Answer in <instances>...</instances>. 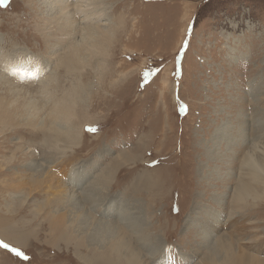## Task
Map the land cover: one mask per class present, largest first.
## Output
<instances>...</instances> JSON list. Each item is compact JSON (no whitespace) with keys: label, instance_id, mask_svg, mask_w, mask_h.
<instances>
[{"label":"rangeland","instance_id":"obj_1","mask_svg":"<svg viewBox=\"0 0 264 264\" xmlns=\"http://www.w3.org/2000/svg\"><path fill=\"white\" fill-rule=\"evenodd\" d=\"M96 2L107 16L82 23L52 0H0V110L17 119L0 117V264H84L76 243L101 252L116 229L143 264H202L228 238L253 239L264 258V170L249 161H264V0ZM106 26L110 47L85 44L76 62L90 76L78 84L69 49L83 35L101 41L92 34ZM8 57L31 61L22 77L4 69ZM71 128L76 141H57L56 157L24 136ZM71 168L86 184L79 206L62 190ZM64 212L70 241L50 226Z\"/></svg>","mask_w":264,"mask_h":264},{"label":"bare ground","instance_id":"obj_2","mask_svg":"<svg viewBox=\"0 0 264 264\" xmlns=\"http://www.w3.org/2000/svg\"><path fill=\"white\" fill-rule=\"evenodd\" d=\"M52 1L60 3L63 8L66 5V7L68 8L67 10H69L70 12L72 11L73 15H74V10H75L73 8L76 7V9H78L76 11L77 13L84 14V16H82V18H84L81 21L82 23H85V22L91 23L93 21L96 22L97 19L101 21L103 19L104 15L107 16V13L98 14L100 12H106V11L105 10L102 11L100 9L98 10L96 0H80V1L78 0L77 2H79V3L75 2L74 5H72V7H71V5H69V4H73V3H69L70 0H67V2L65 0H52ZM61 1L65 2V4H62ZM80 2H82L81 5H80ZM79 5L82 6V7H80V9L78 8ZM64 9H66V8H64ZM76 12H75V14H76ZM95 14H96V16H95ZM68 16L69 17H68V21H67L66 25L64 27L60 28L61 32L65 31V33H67L68 32L67 30H69L71 32H73L75 30L74 25L70 19L71 18L70 13L68 14ZM70 23H71V25H69ZM94 25H96V24H94ZM109 27L110 26H106L103 29V31H102V29L100 31L97 29L94 30L96 33L94 32L92 34V36L101 37V41H99L97 43L92 42V44H91V41L93 39L91 37H90V39H85V37L83 35L82 38L76 40L73 43V45L71 46L72 49L70 47V49H69L70 53L68 54L67 57L70 58L69 60L71 61L72 66L70 64H66L65 67H67V69L70 71L77 70V72L72 74L71 77L77 81H80L78 84L82 83L81 79H85L86 77L89 78V76H90V71L89 70L86 71V69H87L86 67H83L82 70L79 72V69L82 67V65H78V63L76 62L79 59V57L81 56V53L84 50L85 44L87 43L91 47L94 45L96 47L97 44H103L104 48H107V47L109 48L110 47L109 42L111 40V32L109 30ZM111 28H112V26H111ZM97 34L99 36H97ZM45 36H46V34H45ZM44 43L45 42H43V44ZM91 47L88 48L87 50L92 51L93 48H91ZM75 56H76V58H75ZM83 58H84L85 62H87L89 59L88 56H85ZM17 59H19V58H17ZM24 62L29 63L31 61L21 60V59L18 61V60H14V59H11L10 57H8V58H5V61L2 62V65L6 71H8V69L11 68V66H13L14 71H16V72L18 71V73H16V76L22 77V71H24L25 69L21 65ZM30 71L32 73H35V71L32 69H30ZM120 73L125 74V72L123 73V71H121ZM62 75H64L67 78L68 73H66V75L63 73ZM119 75H118V78L120 77V79H121V77H123V75L122 76L121 75L119 76ZM82 87L83 86H81V87L75 86V88L71 90V92L73 91L74 94L71 95L70 97H73L74 99L78 98V95L83 93V92L81 93ZM84 88H85V86H84ZM71 92H69L68 94H70ZM68 100H70V98ZM3 107H6V109L0 110L1 111L0 117L4 118V120L9 119L11 124L15 125L17 119L15 118V115L12 112H15L16 110H10V108L7 107L6 105ZM66 115L63 111V107H56V111L54 113L55 118H64V117H66ZM34 119L35 118H33V117L30 118V121H31L30 125L34 124V121H35ZM74 129L71 128L72 134H69L67 137H63L62 134H60L57 131L49 132L47 130L45 131L44 129L38 130L37 132L31 131V132H29V134L26 133L24 136L29 137V139H31V137L41 138V141L39 140V143H38L40 145L39 148H40L41 153L43 155H45L46 157H56L57 155H59V150L57 148V143H56L57 141L63 140L67 143H73L76 141V131L74 132ZM45 145L47 148H54V150H52V151L46 150ZM28 155H30V154H28ZM64 159H67V158H64ZM62 161H61V163H64ZM249 161L252 162V164H254L256 167L264 170V161H263V163H261L260 160H258L254 156H250ZM67 162H70V161H67ZM34 167H35L34 170H37L38 175H40V172L45 173V174H46V172H48L47 176H45V178H44L47 181H48V176H50V178H51L50 181L55 179L56 176H55V174L53 175L51 173V171L43 172L42 171L43 168H41L40 165H37V164ZM69 175H70V182L68 184H70V187H68L65 184L66 186L64 185L62 188V190L64 191L63 194L73 204L79 206L80 200H78V194L76 193V191H78V190L82 191L83 190L82 192L84 193L85 192L84 190H87V189H85L86 184L83 182L84 177H79L76 169L73 170V168L65 171V178H69ZM39 178L41 179V177H39ZM137 180H138V177L133 178V181H137ZM145 180H147L145 183L147 185H149L148 188L153 187L152 181H150L149 177H146ZM40 181H43V180H38V183H40ZM107 181H105V182H107ZM248 193H249V187L244 185V186H241L239 188L238 196H240V198H242L243 196H247ZM148 195L152 196V193L149 192ZM96 200H99V198ZM58 205L61 207L62 205H64V203L60 202ZM81 208H83V206H81L78 209H81ZM81 210H83V209H81ZM64 213H65V215L60 216L62 219L58 218L57 223H52L53 226L52 225H50V226L53 229H59L57 232L58 235L56 236L58 239L70 241V240H73L71 238V237H73V235H72L73 233L71 232L73 222H67V221H69L67 219L68 215L66 214V212H64ZM123 219L124 218H122V221H123ZM156 227L159 230H161L163 225H158ZM236 229L238 230V228H236ZM122 230L116 229V231H115L116 233L114 234V236L112 238H109L107 242L106 241L102 242L101 240H98L99 243H102V245L106 244V247L104 248V250L101 251L102 253L98 252V251L96 252L94 250H90L89 252H84L85 250L82 249L83 245L81 243L77 242L75 249H76L77 253L79 254V257L83 260V263L84 264H143L142 259L139 258V253L136 252V247H134L132 245L131 239L129 238L127 232L124 229H122ZM149 230H153L156 232V228H154V227L148 228V232H149ZM237 230H235V232ZM252 241H253V239H250V240H241L240 239L237 241H234L233 239H229V238L227 240L219 239L217 242H215V245L213 246L214 252L216 255L218 253V256H215L213 253H208L209 256L205 257L202 264H264V258L263 257L256 255V253L251 252L259 244L257 242H252ZM169 249L172 250L173 246L171 247L169 245ZM156 264H167V263L165 262L164 259H158V262Z\"/></svg>","mask_w":264,"mask_h":264},{"label":"snow or ice","instance_id":"obj_3","mask_svg":"<svg viewBox=\"0 0 264 264\" xmlns=\"http://www.w3.org/2000/svg\"><path fill=\"white\" fill-rule=\"evenodd\" d=\"M5 246H7V245H5Z\"/></svg>","mask_w":264,"mask_h":264}]
</instances>
